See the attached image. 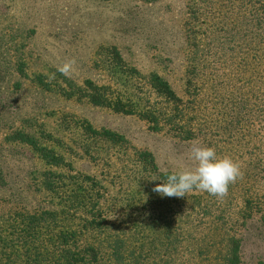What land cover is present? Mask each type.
I'll use <instances>...</instances> for the list:
<instances>
[{"label": "rangeland", "instance_id": "obj_1", "mask_svg": "<svg viewBox=\"0 0 264 264\" xmlns=\"http://www.w3.org/2000/svg\"><path fill=\"white\" fill-rule=\"evenodd\" d=\"M71 58L76 59V70L67 78L56 69ZM119 63L134 72L122 71ZM51 73L56 78L49 83ZM152 73L167 81L180 101L176 105L187 108L184 118L194 116V126L189 127L201 130L193 138L164 128L152 130L134 114L64 95L55 86L72 90L89 79L98 86L109 85L139 106L163 107L148 89ZM37 76L48 87H42ZM81 122L123 135L132 149L148 151L161 171L191 167L193 142L239 161L243 177L230 185L224 199L201 191L172 197L175 249L166 254L169 248L156 245L158 253H164L158 257L167 255L166 264H219L225 242L234 237L240 264H264V211L232 228L245 199L264 203V3L0 0V167L6 174V184L0 188V220L13 218L10 212L16 202L27 210L56 202L30 186L45 165L31 148L5 137L16 127H24L39 144L61 154L75 171L101 175L103 169L108 179L116 177V163L105 170L86 157L73 156L71 151L85 156L88 147L103 160L115 162L119 155L116 146L90 139ZM27 182L29 191L23 192L18 185ZM115 185H108L109 191L120 202L135 208L143 204L141 184L123 186L119 192ZM194 194L201 196L202 204L211 203V215H202L199 229L192 225ZM217 215L221 235L209 237L208 224ZM196 242L202 251L211 247L197 263L189 259ZM0 264H5L3 258Z\"/></svg>", "mask_w": 264, "mask_h": 264}, {"label": "trees", "instance_id": "obj_2", "mask_svg": "<svg viewBox=\"0 0 264 264\" xmlns=\"http://www.w3.org/2000/svg\"><path fill=\"white\" fill-rule=\"evenodd\" d=\"M241 2L257 4L264 3V0ZM107 59L110 61L111 58ZM114 67L117 68L116 65ZM118 68L124 72H134L122 67V63H119ZM37 79L42 87H48L39 76ZM148 83V89L162 100L163 107L146 106L145 103L139 106L129 96L123 98L119 91L108 87L109 85L98 86L89 79L84 81L83 86L72 90L64 91L59 85L55 86L64 95L84 97L93 105L104 106L118 113L134 114L145 120L152 130L164 128L172 134L183 135L186 139L199 133L200 128L193 131L189 127L194 126V116L184 118L187 108L176 105L180 101L165 79L152 73L148 77ZM233 120L235 119L232 118L230 122ZM80 126L98 145L108 143L116 146L119 155L115 162L108 158L103 160L98 153L92 155V150L88 147L84 149L85 156L81 152L71 151L73 156L86 157L93 165H100L105 170L116 163L115 178L108 179L103 169L101 175L75 171L61 154L39 144L33 135L24 131V127H16L13 132L6 133L8 140L28 146L43 161L45 169L38 177H33L30 186L38 192L46 193L50 201L54 199L56 202L50 207L32 210L25 209L18 202L16 206L13 205L10 212L13 218L0 220V249L4 252L0 253V259L3 258L5 264H166L167 255L159 258L158 255L164 253H158L156 245L169 248L165 251L166 254L174 251L170 224L175 213L170 211L172 197L161 196L152 189L172 171H161L148 151L132 149L119 133L104 127L94 128L87 122H81ZM223 130L225 133V126ZM3 174L0 167V188L6 184L3 179L6 174ZM114 184L116 192L123 186L141 184L144 191L143 204L135 208L128 201L127 204L120 202L109 191L108 185ZM18 187L26 192L29 184ZM8 194L13 195L11 189ZM191 198L190 206L194 210L192 225L199 229L202 215H211V203L206 201L202 204L200 195L194 194ZM245 204L235 220L238 223L233 224L234 230L247 217L264 211V203L257 204L245 199ZM219 217L217 215L208 224L212 230L207 233L209 237L221 235L217 224ZM191 246L195 252L190 251L189 259L196 260L195 263L198 260L202 262V256L205 259L211 249L207 246L202 251L198 242ZM238 247V239L229 237L224 244L223 253L219 255V264H240Z\"/></svg>", "mask_w": 264, "mask_h": 264}, {"label": "clouds", "instance_id": "obj_3", "mask_svg": "<svg viewBox=\"0 0 264 264\" xmlns=\"http://www.w3.org/2000/svg\"><path fill=\"white\" fill-rule=\"evenodd\" d=\"M76 63L75 58L66 59L56 70L71 78ZM55 78V73L47 74V82L51 83ZM189 157L191 167L166 175V179L152 190L169 198H183L193 191H201L222 200L228 195L230 185L243 177L240 162L227 155L218 156L214 147L193 142L189 148Z\"/></svg>", "mask_w": 264, "mask_h": 264}]
</instances>
